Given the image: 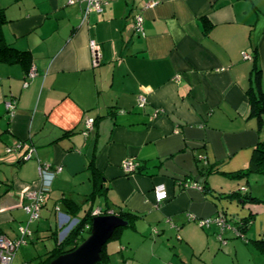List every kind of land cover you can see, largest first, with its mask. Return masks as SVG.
<instances>
[{
    "label": "crops",
    "instance_id": "1",
    "mask_svg": "<svg viewBox=\"0 0 264 264\" xmlns=\"http://www.w3.org/2000/svg\"><path fill=\"white\" fill-rule=\"evenodd\" d=\"M100 1L102 12L89 10V0H0L9 20L3 38L31 52L35 71L0 60V233L10 237L19 225L21 234L29 194L40 188L41 210L54 200L60 225L69 216L64 199L81 206L94 191L93 164L104 176L95 207L129 222L105 246L106 262L237 258L264 237V218L255 227L264 206L230 198L235 190L209 176L247 170L264 140L252 113L253 94L264 103V0ZM138 14L145 35L134 28ZM130 159L140 164L136 172L124 171ZM41 166L52 168L41 177ZM160 182L170 196L158 204ZM219 213L228 218L224 231L198 222Z\"/></svg>",
    "mask_w": 264,
    "mask_h": 264
},
{
    "label": "rangeland",
    "instance_id": "2",
    "mask_svg": "<svg viewBox=\"0 0 264 264\" xmlns=\"http://www.w3.org/2000/svg\"><path fill=\"white\" fill-rule=\"evenodd\" d=\"M247 170H238L227 174L214 173L209 176V181L212 185L219 187L224 185L225 187H231L232 190L251 187L253 193L256 196H258L259 198H264V172ZM99 202L100 200H98L97 203ZM259 205L264 206V203H259ZM54 206V200H50V204H48L47 207L41 210L40 219L31 222V227L34 232L32 233V235L28 234L25 237V242H23L18 248L15 258V264H37L40 261L41 257H45V254L56 246L57 239L61 241L64 238V233L60 231V225H58L59 211L55 210ZM24 210H26V208H24ZM83 213L84 211H82L81 215ZM26 214L27 215L25 217H27V220L22 218L23 222H21V226L23 227L27 226V222L31 218V214L29 212ZM258 215L260 217L255 223L256 228L261 225V220L262 218H264V207L260 208V213ZM69 224L70 223H68L65 228L68 227ZM18 229L19 225L14 226L12 229H10V237L21 238L22 235L19 234V232L17 234ZM254 233L256 234L257 232H252V234ZM112 242L113 241L107 243L106 247H109ZM230 246L232 247L234 246V244ZM223 258L225 264H264V254L251 240L249 242V248L247 252H239L237 258H235V256L231 252V254ZM103 264L119 263L111 260L110 262H106Z\"/></svg>",
    "mask_w": 264,
    "mask_h": 264
},
{
    "label": "trees",
    "instance_id": "3",
    "mask_svg": "<svg viewBox=\"0 0 264 264\" xmlns=\"http://www.w3.org/2000/svg\"><path fill=\"white\" fill-rule=\"evenodd\" d=\"M8 20L4 10L0 8V60L7 61L9 63L22 62L26 68V72L29 75L31 72L32 66V54L29 50H22L13 45L8 44L2 35V27L3 24ZM253 98V110L252 113L257 115V121L260 128L264 127V103H261V99L256 94L252 95ZM135 162L138 163L134 159ZM92 166V180H94L95 187L92 197H96L99 194H104V187L101 183L104 176L102 173L94 166ZM140 168V164L135 171L136 172ZM263 171L264 172V140L260 142V145L256 148L255 153L252 157V161L250 167L247 171ZM129 173V172H128ZM246 173V172H245ZM235 175V174H234ZM206 187H204L205 190ZM230 198L238 197L246 203H264V198H259L253 195L250 189L245 192L241 189L235 190L232 193L228 194ZM64 201L67 205V212L71 217L77 216L79 222L69 231V233L61 240L57 239L56 246L48 251L45 254V257H41L40 261L37 264H50V262L57 256L62 253H66L74 250L79 244H81L90 234L91 229H87L86 226L88 224H92V215L91 211L84 212L82 216L79 213L82 212V208L79 204L75 202L74 199L65 198ZM123 215H129L130 219L133 220L134 215L127 213ZM131 224L133 223L130 222ZM130 225V224H129ZM240 233V232H239ZM243 233L238 234V236H242ZM113 236L111 239H113ZM110 239V240H111ZM255 244L258 248H260L264 252V237L258 238L255 240ZM106 246V245H105ZM105 246L102 251V261L98 264H103L109 259V255L105 253Z\"/></svg>",
    "mask_w": 264,
    "mask_h": 264
},
{
    "label": "built area",
    "instance_id": "4",
    "mask_svg": "<svg viewBox=\"0 0 264 264\" xmlns=\"http://www.w3.org/2000/svg\"><path fill=\"white\" fill-rule=\"evenodd\" d=\"M77 1L78 0H69L70 3H75ZM88 9L95 10L97 12H102L104 10L103 3L100 0H89ZM134 28L140 34L142 35L146 34L144 31L143 17L141 14H138L135 16ZM91 48L94 52L95 60L98 61L99 60V54L97 52L98 45L91 44ZM34 74H35V71H31L29 75L33 76ZM146 102H147V98L144 96H141L140 104L143 106L145 105ZM15 105H16V102L13 99L7 102V107L11 114H14L15 112L14 111ZM94 121H95V118L93 117L87 120L86 130H85L86 134H88L89 131L93 128ZM11 149L12 148H8V151H10ZM25 157L28 159L31 157V154H26ZM137 166H138V163L135 162L133 159H130L125 162L123 168H124V171L126 172H132L136 170ZM51 168H52L51 166H41L40 167L41 177H43V174L46 170H50ZM61 168H62L61 166H57L55 171L58 172L61 170ZM194 187L200 188V189L202 188L199 182H195ZM154 192H155V198L158 204L166 201L170 196L168 187L166 183L164 182H160L156 184ZM29 195L34 201L31 205H28L25 208L31 213L32 219L37 220L40 218L41 208L45 202V197H46L45 192L43 188H40V189L31 191ZM191 218L196 219V216L191 215ZM61 220L62 222L60 223V227L66 226L68 223H70L68 228H66L67 231L71 230L79 222L78 218L72 219L70 216L64 213L62 214ZM198 222L203 227L207 225L215 224L216 226L220 228L219 229L220 231H224L227 227H229L228 218L223 213H219L215 217L201 218L198 220ZM91 226L92 225L88 224L86 228L91 229ZM20 232H21L22 237L18 239H13L7 236L6 234L0 233V264H15V258L17 255L18 248L23 242H25V237L28 235L30 231L28 227L21 226ZM63 236L65 237V235ZM219 237L222 239L221 233H219ZM28 264H32V263H28Z\"/></svg>",
    "mask_w": 264,
    "mask_h": 264
},
{
    "label": "water",
    "instance_id": "5",
    "mask_svg": "<svg viewBox=\"0 0 264 264\" xmlns=\"http://www.w3.org/2000/svg\"><path fill=\"white\" fill-rule=\"evenodd\" d=\"M93 192L81 204L84 212L91 211L93 217L89 236L74 250L55 257L50 264H98L102 261L104 246L111 239L116 229L128 225L129 222L126 219L114 211L111 212L107 206L98 203L99 206L95 207Z\"/></svg>",
    "mask_w": 264,
    "mask_h": 264
}]
</instances>
